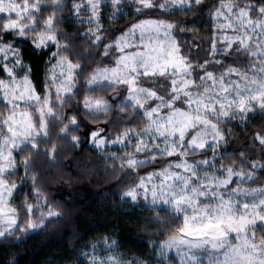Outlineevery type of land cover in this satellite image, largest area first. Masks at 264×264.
Listing matches in <instances>:
<instances>
[{
  "label": "snow or ice",
  "instance_id": "obj_1",
  "mask_svg": "<svg viewBox=\"0 0 264 264\" xmlns=\"http://www.w3.org/2000/svg\"><path fill=\"white\" fill-rule=\"evenodd\" d=\"M125 9L133 20L114 31L105 27L124 19ZM205 11L213 34L203 60L178 39L196 31L199 17L154 18ZM65 24L79 26L73 36ZM17 41L49 55L39 89ZM258 118L264 0L207 7L204 0H0V239L46 232L63 219L62 206L40 187L34 157L55 159L58 141L79 146L81 130L94 125L84 135L125 185L120 199L147 205L151 215L143 223L166 236L155 245L161 257L264 264V183L253 186L258 172L264 176V131L252 135L261 158L250 159L255 151L229 150L235 133L228 127L238 121L247 129ZM26 182L32 198L24 194L16 204ZM102 243L110 253L119 247L111 236ZM91 248L82 253L87 264H148L97 254L96 243Z\"/></svg>",
  "mask_w": 264,
  "mask_h": 264
},
{
  "label": "trees",
  "instance_id": "obj_2",
  "mask_svg": "<svg viewBox=\"0 0 264 264\" xmlns=\"http://www.w3.org/2000/svg\"><path fill=\"white\" fill-rule=\"evenodd\" d=\"M217 2L218 0H204V5L207 7ZM125 12L128 15L118 24L109 25L105 21V27L114 31L135 18L129 9H125ZM65 15L69 13L66 12ZM197 17L200 19L195 26L196 31H185L178 39H182V48L186 53L191 51V55L203 60L209 56L213 34L207 11L189 16L164 14L154 18L190 21ZM78 27L65 24L63 31L73 36ZM17 43L21 44L24 62L31 65L33 79L39 89L46 79L49 55L34 49L26 41ZM75 43L83 47L81 39L77 38ZM231 59L235 60L236 56ZM78 99H82V92ZM247 123L252 127L245 129L244 124L238 121L228 125L235 133L229 143V150L235 152L243 149L249 154L255 151L256 155H250L249 158L260 159L259 148L253 146L252 135L255 131H264V118L249 120ZM93 127L95 126L88 125L81 130L79 146H74L67 140L58 141L55 159L43 155L34 157L40 187L46 191L50 201L62 206L64 217L46 232H31L20 239H1L0 264H12L13 261L15 264H72L79 247L104 236H111L116 240L119 245L117 250L123 255L149 261L152 258L153 243L166 239L165 235H161L160 226L143 223L151 215L147 205L135 206L120 199L125 185L110 175V170L104 167V161L84 135ZM164 163L162 160L155 167H162ZM150 170L152 166L141 172ZM20 176H23V171ZM257 176L258 180L253 186L264 183V176L259 172ZM24 194H28L29 199L32 198L30 182H26L20 195L15 197L16 204H20V198ZM161 215L164 216V213Z\"/></svg>",
  "mask_w": 264,
  "mask_h": 264
},
{
  "label": "rangeland",
  "instance_id": "obj_3",
  "mask_svg": "<svg viewBox=\"0 0 264 264\" xmlns=\"http://www.w3.org/2000/svg\"><path fill=\"white\" fill-rule=\"evenodd\" d=\"M219 46L220 45H218V47ZM78 87H79V85H78ZM96 152L98 153L97 150H96ZM100 157H101V155H100ZM93 243H96L97 244V254H103V255H110V254L123 255L120 251L117 250V248H116V251L114 253L108 252L107 250L104 249V245L102 243V239H99V240H96L94 242H91V243H88L86 245H83V246L79 247L78 248V251H77V254H76V257H75V260H74V262L72 264H87V260L82 255V253L87 252V253L91 254V252H92L91 245ZM158 243L159 242H155L152 245V258H151V260L148 261V264H168V259H170L173 262V264H177L178 258L176 257L175 252L170 253L168 259H165V258H163V257H161L159 255V250L157 248H155V245L158 244ZM123 256L128 257V258H135V257H132V256H126V255H123ZM69 264H71V263H69Z\"/></svg>",
  "mask_w": 264,
  "mask_h": 264
}]
</instances>
